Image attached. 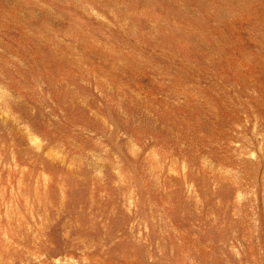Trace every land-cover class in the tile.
Listing matches in <instances>:
<instances>
[{
  "label": "rangeland",
  "instance_id": "374dc122",
  "mask_svg": "<svg viewBox=\"0 0 264 264\" xmlns=\"http://www.w3.org/2000/svg\"><path fill=\"white\" fill-rule=\"evenodd\" d=\"M0 264H264V0H0Z\"/></svg>",
  "mask_w": 264,
  "mask_h": 264
}]
</instances>
